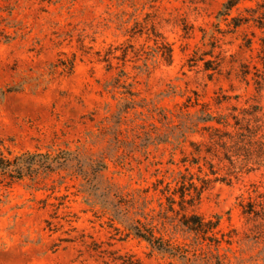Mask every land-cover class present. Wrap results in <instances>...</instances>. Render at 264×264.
Instances as JSON below:
<instances>
[{"label":"rangeland","instance_id":"rangeland-1","mask_svg":"<svg viewBox=\"0 0 264 264\" xmlns=\"http://www.w3.org/2000/svg\"><path fill=\"white\" fill-rule=\"evenodd\" d=\"M227 2L0 0V264H264V0Z\"/></svg>","mask_w":264,"mask_h":264},{"label":"trees","instance_id":"trees-1","mask_svg":"<svg viewBox=\"0 0 264 264\" xmlns=\"http://www.w3.org/2000/svg\"><path fill=\"white\" fill-rule=\"evenodd\" d=\"M244 0H228V2L225 4V12L222 13V15H231L232 13V10L237 7L241 2H243ZM234 18H237V17H234ZM264 18V15L263 17H261V19L259 20L261 22V20ZM237 21V20H236ZM242 23H238V22H235L234 25L237 27V26H240ZM264 44V43H263ZM169 48V52L172 51V49H170V47H167ZM262 59L264 60V45L262 46ZM172 54L169 53V55H167V61L168 62H171L172 61ZM210 65H207L206 69H209ZM66 68L68 69L69 72H72L73 71V68H74V61H71L70 62V65H67ZM215 69V68H213ZM248 73V71H246ZM215 118V117H213ZM209 120V119H208ZM217 121L222 123L223 121H221L220 119L217 118ZM213 127H215L214 125H211ZM217 130L219 128L215 127ZM32 153L28 152L27 153V157L28 159L31 161L32 160ZM26 157V159H27ZM20 160H25L23 157H18V158H15L13 161H10V160H7L5 157H1L0 158V175L3 174L5 175L6 177L8 176H11L12 178H15L14 176L11 175L12 171L11 170H15L17 169L18 167V164H19V161ZM12 168H15V169H12ZM16 180V179H14ZM202 180V188H206L208 187L211 179L209 177H202L201 178ZM224 180V179H222ZM186 181V180H184ZM15 182V181H14ZM193 182V181H192ZM171 183L170 182H167V184L165 185V189L167 188L168 190L171 189ZM176 194V193H174ZM181 197L183 199V201H187L186 199V189L184 188L183 190V193H181ZM169 198H175V197H172L170 196ZM195 199L194 196H192L191 199L189 200H193ZM174 201V200H172ZM190 202V201H189ZM174 203V202H172ZM183 222L185 225H187L191 230L197 232V233H200L202 234L203 236L205 237H208V236H213L216 234V231L215 229L219 226L220 222L217 220V221H214L212 219H206L204 216L202 215H199V214H192V215H188V214H185L184 215V218H183ZM144 235L143 236H146L147 238H150L153 240V234H146V233H143ZM132 264H137L135 261H130Z\"/></svg>","mask_w":264,"mask_h":264}]
</instances>
